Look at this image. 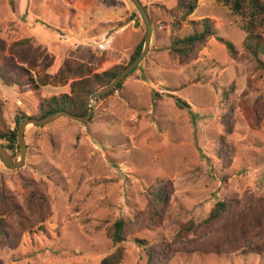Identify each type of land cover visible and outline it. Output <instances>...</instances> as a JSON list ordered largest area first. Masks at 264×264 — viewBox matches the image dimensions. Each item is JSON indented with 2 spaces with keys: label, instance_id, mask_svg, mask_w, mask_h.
Masks as SVG:
<instances>
[{
  "label": "rangeland",
  "instance_id": "obj_1",
  "mask_svg": "<svg viewBox=\"0 0 264 264\" xmlns=\"http://www.w3.org/2000/svg\"><path fill=\"white\" fill-rule=\"evenodd\" d=\"M140 1L154 21L150 52L122 89L91 104L89 122L62 118L45 127L29 125L20 169L10 170L0 158V187L20 204L38 187L52 211L44 229L39 225L26 232L0 263L100 264L124 248L123 264H146L145 248L136 242L140 239L158 246L160 258L165 257L160 264H264V253L255 248L264 246L263 226L249 235L248 252L232 247L228 253H194L221 241L220 224L200 228L180 242L172 239L176 228L203 222L229 195L238 196L241 208L264 209V117L258 129L250 125L251 117L264 112V74L249 87L257 75L253 65L235 62L216 39L199 47L187 65L168 56L172 39L186 36L191 22L204 19L215 25L216 37L242 52L244 18L218 0H199L177 31L169 13L175 0ZM146 33L130 0H0V56L28 71L18 82L0 79L4 120L15 129L18 110L32 117L42 101L63 96L62 77L67 82L74 77L58 67L75 71L85 65L94 74L128 64ZM26 58L35 67L22 61ZM230 85L224 101L222 90ZM261 96L262 106L257 103ZM177 100L190 108H179ZM228 127L234 158L224 170L217 150ZM20 157L19 150L15 162ZM157 180L171 181L174 196L163 222L147 230L136 216L147 209V190ZM121 219L134 224L125 232L126 241L115 246L108 230Z\"/></svg>",
  "mask_w": 264,
  "mask_h": 264
},
{
  "label": "trees",
  "instance_id": "obj_2",
  "mask_svg": "<svg viewBox=\"0 0 264 264\" xmlns=\"http://www.w3.org/2000/svg\"><path fill=\"white\" fill-rule=\"evenodd\" d=\"M175 1V6L169 11L171 17H173L171 26L173 30L180 31L179 26L188 22L189 18L195 13L199 0ZM218 1L225 5H230L236 14L244 18V25L241 27V30L245 33L242 52L238 51L235 45L229 40L216 37L215 25L210 20L204 19L198 22H191V26L188 30L189 32H186V36L178 38L175 36L172 39L168 48V56L179 66L187 65L199 47L205 45L212 39H216L226 47L230 55L229 57L235 62H247L253 65V72L257 75L254 79H250L249 87H251L252 83L260 80L264 74V0ZM144 7L147 10V7ZM151 23L152 25L154 24L153 19H151ZM138 25L139 23L137 22L136 26ZM144 41L145 36H143L141 42L136 46L126 65L115 64L108 69L101 68L94 74L86 67L84 68V64V66L77 67L75 71H72L70 66L65 68L58 67L61 73H72L74 77V80L70 82H67V77H65V80L62 77L61 85L65 86L63 90L64 95L42 101L32 117L18 110L15 117V129H12L4 120L2 115L4 104L2 100H0V142L8 152L12 153V160L15 162L19 151L17 139L18 128L24 120L29 118L42 120L59 111L80 117L85 116L90 110L91 96L100 88L108 86L119 78L127 67L137 59L139 54H141ZM11 56L12 54L10 57ZM39 58L40 57H38V59ZM0 61H2L0 62V79L5 84L23 80L28 73L27 69L17 66L10 58L4 59L3 62V57L0 56ZM22 61L27 62L32 67L36 65L35 61L29 62L28 59L27 61ZM138 68L139 66L132 74ZM57 73H59V71ZM125 80L120 82L110 94L97 101L112 95L116 91H120ZM232 89L233 86L229 89L223 88L222 96L224 101L229 100V94ZM153 97L156 98L158 95L154 94ZM243 99H247V93L244 94ZM257 103L262 106V96L257 100ZM258 104L254 103V106L260 107ZM177 105L181 109L190 108L187 103L181 100H177ZM250 117L251 115H249V120ZM263 117L264 112L260 114L258 118L254 116L251 117L250 125L253 130L260 127V122ZM232 132V127L225 129V134L221 136L218 142L217 157L222 162L224 170L231 166L234 158V151L227 141V136ZM223 179L226 180L227 176H224ZM36 185V183L32 184V186ZM26 186L29 188L31 187L29 183ZM172 196H174V187L173 183L169 180H157L152 187L147 190V209L139 212L136 216V218L140 216L143 225H145V229L151 230L163 222L164 217L168 215V203ZM238 200V196L229 195L215 205L207 219L203 222L195 223L194 221H190L176 228L174 234H172L173 241H183L191 233L200 228L210 230L216 227L217 224H220L217 231L219 234H223L221 238L222 242L219 240H216L214 243L208 242V245L202 248L199 247L197 250L194 249L193 252L200 251V253L204 254H221L232 247H239L242 249V252H248L246 242L248 241L249 235L253 230H258L256 232H259V227H264V209H261L259 206L253 207L252 204H247V207L241 208L238 205ZM234 205H236L234 215L230 218L229 212ZM51 215L52 211L49 209L46 195L43 191L39 190L38 187H34L29 195L26 196L24 203L20 204L10 196L6 188L2 185L0 187V257L15 251L18 243L26 232H31L39 225L41 229H44L42 224H44ZM132 224H134V222L130 219H121L110 227L108 230V237L113 241L115 246L126 241L125 232ZM136 242L145 248L146 264H160L159 258L161 255L159 254L158 246H149L148 242L140 239H137ZM224 243L226 244L224 245ZM255 248L259 255L264 253V246L256 245ZM228 252L230 251H227V253ZM125 255V249L119 248L115 253L103 258L100 264H123ZM162 259L165 260V257L160 258V260ZM165 264H167V261H165Z\"/></svg>",
  "mask_w": 264,
  "mask_h": 264
},
{
  "label": "water",
  "instance_id": "obj_3",
  "mask_svg": "<svg viewBox=\"0 0 264 264\" xmlns=\"http://www.w3.org/2000/svg\"><path fill=\"white\" fill-rule=\"evenodd\" d=\"M130 1L135 5V7L140 12L141 16L143 17L146 23V27H147V33H146L142 52L141 54H139L137 59L131 65H129L127 69L119 76V78H117L114 82H112L108 86L101 88L98 92L94 93L91 96V100H90L91 104H93L99 98L109 94L114 88L117 87V85H119L120 82H123L142 63V61H144L146 54L150 52L151 38H152V33H153L150 16L140 0H130ZM92 112H93V106L90 105V110L85 116H82V117L75 116L67 112L59 111L42 120H36V119H31V118L24 120L18 128V137H17L19 150L21 152L20 160L18 162H14L10 156V153L3 147V145L0 142L1 160L12 171L18 170L22 166H24L25 161H26V156H27V148H28L25 137H26V130L29 127V125H31L32 127H45V126H48L54 123L58 119H62V118H68L75 122L85 123V122H89L92 116Z\"/></svg>",
  "mask_w": 264,
  "mask_h": 264
}]
</instances>
